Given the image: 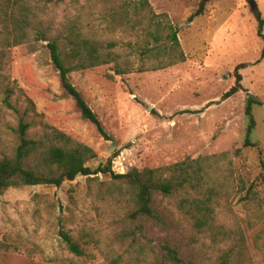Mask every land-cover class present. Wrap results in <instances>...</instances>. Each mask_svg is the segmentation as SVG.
Here are the masks:
<instances>
[{
  "label": "rangeland",
  "instance_id": "rangeland-1",
  "mask_svg": "<svg viewBox=\"0 0 264 264\" xmlns=\"http://www.w3.org/2000/svg\"><path fill=\"white\" fill-rule=\"evenodd\" d=\"M149 1L178 29L186 61L138 69L152 63L142 49L157 43L140 25L134 27V0H0L3 73L15 88L11 101L21 111L3 108L1 120L17 125L31 98L35 110L29 120H44L88 144L98 153L89 165L96 168L112 159L117 173L229 151L234 169L229 197L221 199L214 220L199 226L178 209L177 194H157L156 215L135 219L132 190L109 174L79 175L61 186L9 187L0 191V264H111L112 259L118 264H171L164 262L161 250L166 241L196 264H223V256L240 247L243 257L232 255L229 264H264V42L257 34L255 11L248 0H212L202 15L193 17L201 0ZM255 1L264 17V0ZM24 7L30 11V41L10 46L14 16ZM74 25L89 37L117 42L119 62L134 64L124 75L116 73L115 62L70 74L110 140L65 94L51 60L48 39ZM239 64L244 89L223 100L236 83ZM250 96L259 102L253 108L254 146L245 145ZM41 128L34 125L32 134ZM14 138L0 144V157L14 152ZM241 180L247 187L256 185L261 209L246 198V189L240 191ZM64 229L79 241L84 255L67 247L60 233Z\"/></svg>",
  "mask_w": 264,
  "mask_h": 264
},
{
  "label": "trees",
  "instance_id": "trees-1",
  "mask_svg": "<svg viewBox=\"0 0 264 264\" xmlns=\"http://www.w3.org/2000/svg\"><path fill=\"white\" fill-rule=\"evenodd\" d=\"M62 2L64 0H47ZM212 0H201L193 17L202 15ZM137 11L136 25H140L154 40L152 48L142 49V54L152 59L150 66H141L139 70H159L186 61V53L182 48L178 29L172 23L167 13H156L149 0H134ZM13 19V38L8 45H20L30 41L31 25L30 11L24 7ZM255 16L258 22L257 34L264 42V17L260 8L256 7ZM44 39V38H41ZM48 48L53 65L59 72L61 85L67 96L72 97L80 109L82 117L92 122L98 132L107 140L110 134L103 126L98 114L94 111L80 89L72 82L70 74L73 71L94 68L100 65L116 63V73L124 75L134 70V64L126 62L122 65L120 54L116 51L117 42H103L89 37L78 29L69 26L59 38L48 39ZM4 57L0 55V144L7 137L14 136L17 145L12 154L0 157V191L19 185H54L61 186L67 180H74L79 175L92 176L100 173L109 174L115 181H124L130 190L131 198L136 205L132 216L143 218L156 215V195H178L177 207L184 214L193 218L199 226H207L214 220L217 207L223 197L228 198L229 188L233 182V160L231 152L224 151L209 156L187 158L165 167L132 169L127 173H117L113 169V160L93 168L89 163L98 157V153L88 144L76 139L67 132L45 122L44 120H29L30 112L35 110V103L27 97V108L17 125H11L1 120V109L21 111L11 101L15 88L10 85V77L3 73ZM264 59V46L261 52ZM242 64L235 69L236 83L222 97L223 100L244 89L243 75L240 72ZM259 103L254 97L248 98L246 114L249 119L245 137L246 146H254L252 134L257 126L253 112L254 105ZM41 125L42 130L33 135L34 125ZM117 154H115L116 156ZM225 176L223 179H221ZM264 182V175H262ZM240 191L246 189V198L251 203L262 208V199L255 184L247 187L241 180ZM123 189L122 182H116ZM123 193V192H122ZM124 194V193H123ZM67 247L76 255H84L85 250L75 237L66 229L60 231ZM0 246L2 244L0 243ZM164 262L171 264H196L184 259L179 250L170 242L161 245ZM235 251V252H234ZM232 255L243 257V247L231 249L223 256V264L231 262ZM111 264H118L112 259Z\"/></svg>",
  "mask_w": 264,
  "mask_h": 264
},
{
  "label": "water",
  "instance_id": "water-1",
  "mask_svg": "<svg viewBox=\"0 0 264 264\" xmlns=\"http://www.w3.org/2000/svg\"><path fill=\"white\" fill-rule=\"evenodd\" d=\"M248 1H249L250 5L252 6L253 10H255L257 7V2L255 0H248Z\"/></svg>",
  "mask_w": 264,
  "mask_h": 264
}]
</instances>
